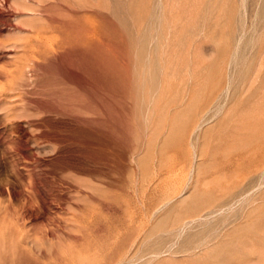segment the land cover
I'll list each match as a JSON object with an SVG mask.
<instances>
[{"label": "rangeland", "instance_id": "obj_1", "mask_svg": "<svg viewBox=\"0 0 264 264\" xmlns=\"http://www.w3.org/2000/svg\"><path fill=\"white\" fill-rule=\"evenodd\" d=\"M119 260L264 264V0H0V264Z\"/></svg>", "mask_w": 264, "mask_h": 264}, {"label": "bare ground", "instance_id": "obj_2", "mask_svg": "<svg viewBox=\"0 0 264 264\" xmlns=\"http://www.w3.org/2000/svg\"><path fill=\"white\" fill-rule=\"evenodd\" d=\"M225 89H226V88H225ZM220 107H221V106H220ZM195 127H198V124H197V126H195ZM197 129H198V128H197ZM255 169L257 170V167H256ZM259 169H260V166H259L258 170H259ZM261 171L263 172V170H261ZM260 173H261V172H260ZM260 173H259V174H260ZM262 174H263V173H262ZM117 264H121V260H119Z\"/></svg>", "mask_w": 264, "mask_h": 264}]
</instances>
